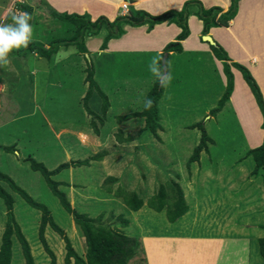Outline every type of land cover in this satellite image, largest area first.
<instances>
[{"label": "rangeland", "instance_id": "1", "mask_svg": "<svg viewBox=\"0 0 264 264\" xmlns=\"http://www.w3.org/2000/svg\"><path fill=\"white\" fill-rule=\"evenodd\" d=\"M5 3L6 0H0V6ZM18 12H27L32 17L29 21L33 28L31 41H38L46 46L52 38L70 34L69 26L49 16L47 9L40 7L37 0H11L4 11L7 19H2L0 8V23H12V15ZM58 53L59 60L65 63L60 62L61 65L51 68L39 65L38 68L40 66L43 68L39 70L47 69V72L37 73L33 78L29 75L31 63L24 66L19 76H13L10 72L12 68L0 66V80L6 87L13 81L9 90L0 95V172L8 175L33 200L43 203L48 208L52 219L63 228L77 252L83 250V240L76 225L73 224L71 215L66 213L58 199L51 194L40 173L29 168L25 160L27 156L41 162L47 169H53L59 163L88 158L104 150L101 159L89 160L86 165L69 166L52 175L50 179L60 182L58 188L65 193L70 206L75 210L84 212L94 219L99 214V221L104 223L103 225L128 236L138 237L142 232L169 231L213 233L222 227L223 215L228 209L231 212L234 210L236 219L264 224V205L257 196L259 192L255 187L257 183L245 187L243 176L250 169L251 159L246 155V143L229 108L224 107L217 113L203 118V115H199V110H191L190 107H195V104L191 105V100L188 102L180 100V105H185L178 107L176 113L170 115L172 123L163 127L165 131L156 130L157 137L145 130L136 131L135 125L115 130L110 128L112 114L128 110L132 104L135 106L136 103H143L150 85L141 82L136 84L135 79L123 77L130 81L128 80L129 82L122 87L106 84L105 79L104 84L97 78L95 83L103 91L98 89L104 95L107 94L111 101L107 119L99 129L102 138L100 144L96 146L97 140L90 138L88 133L75 131V135L57 134L59 127L70 125L79 128L83 126L90 132L93 130L91 121L97 128L99 126L97 116L100 114L101 105V98L94 88L86 100L90 114L86 113L83 98L79 97L85 92V85L81 78L82 67H77L75 63L84 61L87 63L86 66L91 67L88 65L89 57L78 56L75 47L70 45L65 49L60 48L50 59L57 61ZM30 54L36 57L38 55L37 50ZM41 60L46 61L43 57L38 61ZM73 61L75 63H72ZM68 71L69 74L64 73ZM187 82L190 84L188 80ZM201 83L203 85V79ZM222 90L223 88H218L215 84L210 85L211 93L204 103L215 106L216 97L221 95ZM190 96L193 98V94ZM160 107L162 105L159 103L158 109ZM169 111H173L171 107ZM253 116L252 125H256L257 115ZM209 117L211 119H208ZM196 121L202 123L211 142H206V149L200 150L198 154L200 159L195 167L194 161L188 162L187 157L198 142L200 131L197 127H183L181 124ZM164 141H167L166 147L160 144ZM151 143H155V146ZM166 152H169V155ZM218 159L220 164L217 163ZM189 165L193 170L197 168L199 171L196 179L192 177L193 181L191 178V183H188L184 174L185 176L178 181L185 192L189 210L177 218L175 223L167 224L165 213L153 212L146 201L156 193L158 185L163 184L166 188V200L170 202L175 196L174 174L178 172L183 174L187 168L189 171ZM221 168L225 173L233 174L231 184L235 192H231L230 195L236 196L232 198L229 196L228 203L226 201L224 204L217 203L212 206L216 200L215 193L217 197L226 194V188L221 190L219 182L209 177ZM252 180L260 183V176L253 175ZM0 185L12 197L13 216L19 224L21 233L28 240L35 264H48V257L42 251L36 236L39 211L27 205L5 182L0 181ZM119 189L121 193H136L142 202L145 201V205L137 211L129 210L127 207L125 209L121 196L115 193ZM246 192L249 196L252 195V198L256 196L246 203L251 204L250 209H246L240 198ZM4 212V204L0 198V235L5 220ZM117 214L126 218L128 224L123 226L116 217ZM192 215L196 219L193 224ZM44 236L54 253L56 264H63L64 248L60 236L49 227H46ZM12 245V264H23L19 245L14 237ZM139 263L140 259L137 257L127 262Z\"/></svg>", "mask_w": 264, "mask_h": 264}, {"label": "crops", "instance_id": "2", "mask_svg": "<svg viewBox=\"0 0 264 264\" xmlns=\"http://www.w3.org/2000/svg\"><path fill=\"white\" fill-rule=\"evenodd\" d=\"M8 1L9 0H6L7 5L11 3V0L9 2ZM37 1L40 7H44L45 9H47V11L48 9H51L58 13H86L90 17V20H93L97 16L101 15L111 21L116 16L126 13L128 6H131L134 9L143 10L151 15H157L164 10L179 9L183 1L185 0ZM198 1L204 8L210 6H219L223 11L228 8L230 2V0ZM6 3L0 6V8H2V19L7 16V14L4 13L7 7ZM122 4L125 5V10L122 9ZM187 10L188 15L186 17V25L188 34L183 39L178 41L180 45V51L163 50V47L167 43L175 40L176 35L180 31V28L178 26H176L172 22H168V20H164L160 23H155L151 27H149L147 23H143L137 26L121 23V27L123 29L122 34L115 38H109L103 48L100 47L102 39L106 34V30L103 27L100 28V30L96 34L84 35L83 44L86 53L76 54L78 56L83 55V57H89V62H87L91 67L86 66L87 63L84 61H78L76 63L75 61H73L72 63H75L77 67H82L81 78L85 85V90L87 88V85L84 81V78L89 70L91 71L94 83L96 82L97 78H99L103 83L105 79L106 84L115 86L121 85L123 87L124 84L130 81V78H133L135 79L136 84H139L140 82L143 84L148 83V85H150V88L153 82L156 81V79L155 77H153L152 73L149 70V64L153 57L159 56L161 58V61L166 64L168 71L171 73L172 80L171 83L167 86L168 88L162 89V94L157 102L159 125L157 131H165L163 130V127L167 126V124L172 123L170 120V115L172 116V114H175L178 110V107L185 105H180V100L186 102L191 100V105L195 104V107H190L191 110H199V115H203V118L208 117V115L210 114V109L214 107V105L209 106L204 103V100L207 99V97H209L211 93V91H209L210 85L212 86L213 84H215L216 86H218V88L224 89L226 77L223 73L222 61L213 55L212 51L209 49L208 43L202 38L204 35H200V31L202 29V21L194 15V12L197 10V6L189 5ZM3 13L5 14L4 17ZM206 36H209L211 40L215 41L226 54L227 59L225 60V62L229 65V70L232 74V89L227 101L224 103L221 109L227 107L231 111L236 125L241 132L242 138L246 143L245 147L247 151L248 149L256 147L261 143L262 129L259 126L261 123V114L256 106V103L248 86L242 79L240 72L236 68L232 67L230 63L236 62L244 66L249 71L259 88L262 100L264 102V0H238L236 13L228 21V24L226 26L210 27ZM68 47H70V45L66 47H59L57 51L60 48L65 49ZM30 53H27L24 57H20L10 53L8 57L10 63L7 65H3V67H8L9 69L12 68V70L9 71L13 74V76H19L24 66L26 67L27 64L31 63L29 75L31 78H33L37 73L47 72V69L39 70L43 69L41 68V66L40 68H38L39 65H43L45 66V68H51L57 65H61L60 62H63V64L65 63L63 60H59V62H57L56 60H51L50 58L55 53L51 54L49 58H45L46 61H38L42 57L39 55H37L36 57V55H32ZM18 57L22 59H19ZM94 57H96L97 59H94ZM86 67L90 69H86ZM64 73L69 74V71ZM123 77H128L129 79H123ZM139 78H141V80H139ZM197 79H199V81ZM202 79L204 80L203 85H201ZM187 80L190 84H187ZM197 81L200 86L197 84ZM12 84L13 81L11 85H9V87H6V84L0 80V87L5 89V91H0V95L2 96L6 91H8ZM97 88L100 87L97 86ZM100 90L103 91L102 88H100ZM191 94H193V98H191ZM83 95L84 93H81L79 95L80 99L83 97ZM105 96L107 99V107L105 113L100 112L97 118V120L99 121L97 134H94L93 130L89 132L88 130L83 128V126L79 128L72 125L59 127V129L57 130V134L70 133L72 135H75V131H78L82 134L88 133L91 136L90 138H95L97 140L96 146L100 144L99 141L101 142L102 138L99 135V129L107 119L111 102L107 94H105ZM219 97L220 96L216 97V103ZM144 99L145 95L143 98V103H136L135 106H133L132 104V107L128 108V110H122L119 112H115V114H112L110 128H114L115 130H122L124 126L135 125L136 131H148L144 129V120L141 116H130L123 120L118 119V116L141 111L144 104ZM159 103L160 105H162L160 109H158ZM170 107L173 110L171 112L169 111ZM253 115H257L256 125H252L253 120L251 116ZM208 119H211V117H209ZM196 122H188L181 125L183 127H189L191 124ZM80 143L83 144L82 142ZM166 143L167 141H164L160 144L163 147H166ZM151 144L152 146H155V143ZM166 153H168L169 155V152ZM199 159L200 156L198 160H194L195 167L197 166L196 162L199 161ZM219 160L220 159H218L217 161L218 164H220ZM189 166V171L185 166V168L187 169L183 174L181 172L174 174L176 184H178L183 193L184 201L186 199L185 192L181 188L178 181L186 175L185 180H187L188 183H191L190 179L192 177H195L196 179V176L199 172L197 168L193 170L191 168V165ZM249 171H247L243 176V180L246 183L245 187L248 188L256 182L258 185L256 184L255 187L258 188L259 191L257 196L264 205V188L261 180V185L258 181L252 180L253 175H251ZM209 177H213L214 180L219 182L221 190H224L226 188V194L223 193L224 197L222 196V194L218 197L216 196V193L214 194L216 200L212 203V206L217 205V203L224 204L226 201L228 203L229 196H231L230 198L236 196L230 195L231 192H235L231 184L234 177L232 173H225V171H223V168H221V170L215 171ZM191 181H193V178L191 179ZM248 194L249 193L246 192L240 197L241 201L244 203L243 205L246 206V209H250L251 207V204L249 205L246 203L256 198L255 195L252 198V195L249 196ZM144 205L145 201H143L140 207H143ZM140 207L137 210H139ZM188 210L189 209L187 207L184 213L188 212ZM160 211L165 213V209H161L159 211L153 210V212ZM233 212L234 210H232V212L229 209L227 210V212L223 215V221L221 222L222 227L218 230H215L213 233L200 232L198 234L191 232L182 233L178 231H169L166 233L142 232L138 235V237L142 244L143 255L146 264H263V260L258 252L257 239L264 236V230L262 229V226L264 224H256L250 222L251 220L236 219ZM192 217L193 224L196 219L194 218V215H192ZM151 219L153 220L154 218L152 217ZM176 221L177 218L172 222L175 223ZM38 223L39 216L37 227ZM170 223L171 221L167 220V224ZM207 225H209V222L207 223ZM46 227L48 226H45L43 235L45 233ZM25 239L28 243L27 238ZM45 241L47 243L46 239ZM12 246L9 264H12ZM40 247L45 253L41 244ZM83 251L84 245L83 250L78 253L82 254ZM45 255L47 256L46 253ZM34 260L35 259L33 257V261Z\"/></svg>", "mask_w": 264, "mask_h": 264}, {"label": "trees", "instance_id": "3", "mask_svg": "<svg viewBox=\"0 0 264 264\" xmlns=\"http://www.w3.org/2000/svg\"><path fill=\"white\" fill-rule=\"evenodd\" d=\"M237 2L238 0H230L228 8L223 11L219 6L204 8L198 0H185L179 9L164 10L157 15H151L143 10L134 9L131 6H128L126 13L116 16L111 21L101 15L97 16L93 20H90V17L86 13H58L54 10L48 9L47 13L49 16L69 26L71 29L70 34L63 37L52 38L46 46L38 41H31L27 48L14 49L11 54L24 57L27 53L37 50L39 56L47 59L51 54H54L59 47H66L69 45H73L78 53H86L83 44V36L96 34L102 27L106 30V34L100 45V47L103 48L109 38H115L122 34L123 29L121 27V23L133 26L147 23L148 26L151 27L153 24L160 23L164 20L174 23L180 28V31L176 35L175 40L167 43L163 47V50L180 51L178 41L183 39L188 34L186 17L188 15L187 8L189 5L197 6V10L194 12V15L202 21L200 35L203 36L207 35L208 29L212 26H226L228 21L236 13ZM206 42L208 43L209 49L212 51L213 55L222 61L223 73L226 77L224 89L222 90L216 105L210 109V114H215L227 101L231 92L232 74L229 70V65L225 62L227 57L222 48L211 39ZM230 65L240 72L242 79L248 86L261 114V123L259 125L262 129L261 143L256 147L248 149L246 151V155L251 159L250 174H258L264 188V102L259 88L249 71L244 66L236 62H231ZM85 81L87 82V88L82 98L86 113H91L90 109H88L86 105V100L90 96L92 88L96 90L97 94L101 98L100 112L105 113L107 107L106 96L97 88L94 80L92 79L90 70L86 73ZM162 89L163 88L160 87L159 83L154 81L150 89L145 94V99L150 98L153 101V106L150 109L145 110L143 104L141 111L118 116V119L123 120L130 116H141L144 120V129L148 130L152 136L157 137L156 130L159 127L157 102L162 94ZM91 125H93L94 134H97V128L94 126L92 121ZM189 127H197L200 131V135L198 142L192 148L188 157V162L197 160L200 150L206 149V142H211V139L206 134L201 122L198 121L193 123ZM104 153L105 151L102 150L85 159H74L62 162L53 169H47L41 162L36 161L29 156L25 158L28 162L29 168L40 173L51 194L58 199L60 206L66 211V213L71 215L73 223L76 225L80 235L83 237L84 251L82 254H79L75 250L69 238L64 233V230L54 222L48 208L43 203L33 200L31 196L18 187L8 175L0 172V181L5 182L12 191L16 192L27 203V205L39 211L37 237L43 250L49 258L48 264H56V262L55 256L48 247L43 235L45 226H48L56 232L63 241V264H127V262L134 257L140 259L139 264H146L145 258L143 257L142 244L138 237H129L119 232V230L111 229L108 226L103 225L104 223L102 224V222L99 221V214L94 219L84 212L75 210V208L70 206L65 193L58 188L60 182L50 179L52 175L69 166L86 165L89 160H99ZM165 189L166 188L163 184H159L156 193L147 199L146 204L155 211H159L165 207L166 218L168 221L172 222L176 218L180 217L186 211L187 207L183 198V193L178 184H174L175 196L170 202H167L166 200ZM115 193L121 196L124 205L129 210L135 211L143 203L134 192L121 193V190L119 189V191H116ZM0 198L3 201L5 210V220L0 235V264H9L10 262L12 237H14V240H16L19 245L20 253L23 258V264H34L29 245L19 230L18 224L14 220L12 214V197L1 185ZM116 217L121 221L123 226L127 224V220L123 218L121 214H117ZM96 220H98L97 223ZM262 229L264 230V225L262 226ZM257 246L258 252L264 264V236L257 239Z\"/></svg>", "mask_w": 264, "mask_h": 264}, {"label": "clouds", "instance_id": "4", "mask_svg": "<svg viewBox=\"0 0 264 264\" xmlns=\"http://www.w3.org/2000/svg\"><path fill=\"white\" fill-rule=\"evenodd\" d=\"M11 19L12 23H0V66L10 63L8 57L14 49L27 48L32 40L33 28L29 23L32 19L31 15L27 12H18L13 14ZM59 55L58 53L57 62H59ZM149 70L160 87L166 88L171 83L172 75L159 56L152 58ZM3 90L4 88L0 87V91ZM152 106L153 101L146 98L144 100L145 110Z\"/></svg>", "mask_w": 264, "mask_h": 264}, {"label": "water", "instance_id": "5", "mask_svg": "<svg viewBox=\"0 0 264 264\" xmlns=\"http://www.w3.org/2000/svg\"><path fill=\"white\" fill-rule=\"evenodd\" d=\"M202 38H203V40H206V41H208L210 39V37L206 36V35H204Z\"/></svg>", "mask_w": 264, "mask_h": 264}, {"label": "built area", "instance_id": "6", "mask_svg": "<svg viewBox=\"0 0 264 264\" xmlns=\"http://www.w3.org/2000/svg\"><path fill=\"white\" fill-rule=\"evenodd\" d=\"M121 7H122V9H124V10H125V5H124V4H122V6H121Z\"/></svg>", "mask_w": 264, "mask_h": 264}]
</instances>
